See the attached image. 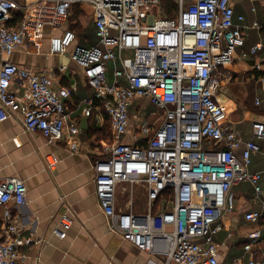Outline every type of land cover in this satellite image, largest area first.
Wrapping results in <instances>:
<instances>
[{"label": "built area", "instance_id": "obj_1", "mask_svg": "<svg viewBox=\"0 0 264 264\" xmlns=\"http://www.w3.org/2000/svg\"><path fill=\"white\" fill-rule=\"evenodd\" d=\"M75 5L91 7L96 45L77 44L69 26ZM16 13L21 21L10 24ZM173 14H163L162 0H0V47L7 58L25 44L40 48L49 29L51 54L66 55L73 49L71 60L94 91L84 102L85 114L91 117L96 105L101 106L114 139L94 165L96 196L126 241L164 264H221L215 236L226 225L224 215L236 208L233 188L251 183L256 197L264 196L261 172L248 170L252 154L260 151L258 140L264 139V122L254 123L251 140L224 126L228 114L217 98L228 76L223 68L245 43L231 0H175ZM239 21L245 18L240 16ZM260 52L262 42L251 48L253 55ZM18 81L23 86L19 93L12 90ZM58 82L55 72L39 74L4 60L0 121L19 115L26 132L67 141L76 151L79 128L66 111L72 91ZM143 99L163 111V120L154 129L146 121H135L136 133L142 134L135 139L146 144H126L122 138L132 124L130 108ZM240 147L245 148L241 159L236 155ZM124 183L143 187L147 212L119 205ZM27 197L22 179L0 180L5 235L0 264H25L21 248L31 240L21 236L10 206H23ZM160 199L164 207L156 210ZM261 205V210L245 213L249 224L259 225L264 201ZM68 220L62 219L63 230H55L61 237L70 228ZM249 238L245 250L252 252L262 244L261 229ZM228 264H264V257H251L247 263L239 257Z\"/></svg>", "mask_w": 264, "mask_h": 264}, {"label": "crops", "instance_id": "obj_2", "mask_svg": "<svg viewBox=\"0 0 264 264\" xmlns=\"http://www.w3.org/2000/svg\"><path fill=\"white\" fill-rule=\"evenodd\" d=\"M231 2L235 11L234 21L243 29L245 43L237 49L233 62L223 68L228 76L222 81L217 98L228 114L224 126L237 131L245 140H251L254 123L264 122V52L251 54L255 44H264V0ZM80 7L83 11L81 28L91 35L85 39L77 35V44L84 46L83 43H88V47L96 45L92 9L90 6ZM240 16L245 18L244 22L239 21ZM21 18L16 13L10 24H18ZM255 23L262 27H254ZM76 24L77 21L73 22V25ZM51 36V31L47 29L40 48L25 44L9 58L0 47V64L9 59L39 74L55 72L58 75L60 86L72 91L66 111L70 121L79 128L76 136L79 147L73 151L67 141H50L40 132H26L19 115L0 121V180L17 177L28 188L26 204L10 206L17 217L16 224L21 236L31 240L30 245L21 248L26 255L25 264H164L160 257L126 241L102 211L95 192L94 165L107 154L110 150L108 147L113 143L111 125L110 135L100 138L99 132L109 128L108 117L98 104L92 116H86L87 105L84 102L94 96V91L83 70L73 63L69 55L51 54ZM22 89L19 81L12 86L17 93ZM257 100L261 103L258 104ZM130 114L132 124L122 140L126 144L145 145L146 140L135 139L134 135L142 136L136 133L135 121H146L152 129L157 128L163 120V111L143 99L131 106ZM258 144L260 151L252 154L248 170L251 173L261 172L260 185L264 189V139L258 140ZM244 150V147L236 150L239 159ZM233 192L236 208L224 215L226 225L215 236L221 264H228L239 257H243L246 263L251 257L262 259L264 216L259 225H254L245 220V213L261 210L264 196L257 198L251 183L239 184L233 188ZM119 205L125 208L120 198ZM163 207L159 205L156 210ZM64 217L69 219L66 222L70 228L66 236L61 237L55 230H63L61 221ZM259 228L262 231V244L247 252L245 245L250 242L249 235ZM4 239L0 222V241Z\"/></svg>", "mask_w": 264, "mask_h": 264}, {"label": "rangeland", "instance_id": "obj_3", "mask_svg": "<svg viewBox=\"0 0 264 264\" xmlns=\"http://www.w3.org/2000/svg\"><path fill=\"white\" fill-rule=\"evenodd\" d=\"M172 16H174V14ZM95 41L97 43L96 39H95ZM72 51H73V49H71L67 53V55H69L70 58H71ZM119 191H120V193H119L120 197L119 198L122 202H124L125 208L131 204L134 212L143 213V212L148 210L147 197H146V195L144 193V189L141 185H136V184L132 185V184L124 183L120 186ZM132 191H133V197H132ZM160 207H161V204H160Z\"/></svg>", "mask_w": 264, "mask_h": 264}, {"label": "trees", "instance_id": "obj_4", "mask_svg": "<svg viewBox=\"0 0 264 264\" xmlns=\"http://www.w3.org/2000/svg\"><path fill=\"white\" fill-rule=\"evenodd\" d=\"M73 12H72V15L70 16V23H71V26L70 28L75 32L77 33L76 35L78 36H81L82 38H87V37H90L89 35H91V33L87 34L85 33V31L81 28V25H80V17L81 15L83 14V11L81 9V7L79 5H75L73 7ZM175 10V0H162V11L164 13V15L166 14L168 17H173V11ZM77 21V24L76 25H73V22ZM96 32V31H95ZM84 47H88V43L84 44ZM109 128H106L101 132H99V137L101 138L102 136H107V135H110V124L107 126ZM166 197L169 196V193H166L165 195ZM163 201L160 199L158 202H157V206H159L160 204L162 205ZM1 215V213H0Z\"/></svg>", "mask_w": 264, "mask_h": 264}]
</instances>
